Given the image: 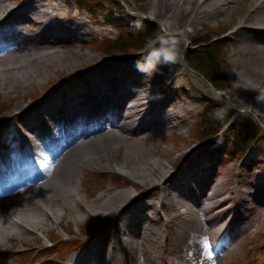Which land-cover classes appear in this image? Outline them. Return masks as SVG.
<instances>
[{
	"label": "bare ground",
	"instance_id": "obj_1",
	"mask_svg": "<svg viewBox=\"0 0 264 264\" xmlns=\"http://www.w3.org/2000/svg\"><path fill=\"white\" fill-rule=\"evenodd\" d=\"M55 9L51 1L0 0V94L23 99L33 87L48 88L8 117L19 124L11 148L0 137V256L39 242L35 258L48 250L40 232L51 237V224L95 219L111 228H93L107 243L66 264H162L164 254L188 264L237 259L243 235L264 231V176L251 179L243 162L234 165L235 180L221 176L220 138L207 145L188 138L197 113L188 88L157 95L130 62L95 67L83 33ZM147 12L162 13L184 35L236 13L228 35L234 83L226 93L264 120V0H150ZM183 73L211 103L206 86ZM171 76L159 72L167 92ZM178 135L185 139L170 146ZM87 174H108L110 184L85 191Z\"/></svg>",
	"mask_w": 264,
	"mask_h": 264
},
{
	"label": "rangeland",
	"instance_id": "obj_2",
	"mask_svg": "<svg viewBox=\"0 0 264 264\" xmlns=\"http://www.w3.org/2000/svg\"><path fill=\"white\" fill-rule=\"evenodd\" d=\"M24 1L26 0H7L12 6L19 5ZM44 1L47 4L50 1L52 4H55V10L60 15L64 16L66 20L74 23L83 33L84 39L82 40L83 42L81 41L82 50L89 51L95 55V58L92 59V64H94L95 67L105 66L109 68L111 65L116 66L119 65L118 63L124 64L130 62L132 66L137 68V61L143 62L144 56L147 55L148 44L155 41L157 38L147 42L146 46L142 50H139L137 54L135 52H133V54L117 53L110 56L99 45L100 42L107 37L118 39L125 36L129 29L134 28L133 24L136 21H139L143 27L148 25L159 26L161 31L160 35L163 34L161 30L162 26L169 32L181 33V29L177 28L176 23L172 28H169L168 25L163 22V19L160 18L162 13L155 16L147 12L150 0H79V3H77V0ZM236 16L237 14L234 13L233 18L236 19ZM235 19L232 20L228 16L223 19L212 20L205 25L199 24L195 30L191 29L190 34H183V38H186L188 43L186 47L183 43L180 45L182 58L176 63L168 66H158V70L150 75L143 73L146 75L147 79L153 81L152 85L158 86L157 95L170 94L172 97L177 96L178 93H181V85H185L188 91L197 98L195 102V111L197 113L191 118L188 138H192L198 144L202 145H207L215 139L220 138L224 151L221 156L222 161L219 169L224 172L221 176H225V179L226 177L228 179L233 177V180H235V173L232 172L234 165L243 162L240 169L248 173L251 179H255L256 177L264 176V120L262 117L253 113L248 106L242 104L240 102L241 98L235 101L230 94L226 93L227 89L234 83L233 76L230 75L231 67L229 64L231 52L230 45L232 42L228 35L233 28L232 26L234 25ZM23 32H25L24 29ZM208 38L211 39L213 43L212 46L215 48V52L218 55L216 63L218 68L217 74L220 75V80H217H219L221 88L211 82L209 78L203 75L199 70L194 69L186 58L189 50L201 47V45H193L194 42ZM79 43L80 41H78V44ZM78 44L77 48H79ZM160 71L172 73L169 83L167 84V86L171 85L169 92L162 88L161 83L157 82ZM183 72H188L190 76L195 77L199 82L204 84L210 91L212 98H214L213 100L224 106L223 108L226 115L231 112V119L229 122L225 123L220 132L216 136L211 137V139H203L200 136L199 129L204 125L203 121H206V115L207 113L209 114L210 107L214 101L210 103L202 100L201 97H199V93L191 89V85L188 79L183 75ZM54 75L58 76V74ZM162 90L164 93L161 92ZM47 92V86H37L33 87L30 92H26L25 94L22 92L21 95H25L23 99H21V96H15V94H12L10 97H5L0 94V119H5L0 124V137L5 139V147L10 146L16 139L17 130H19L17 119L14 118L9 122L8 117L20 111V109H17L19 105L40 99L42 95ZM242 119L250 121L258 130L257 139L254 138L252 141L247 140L244 144L241 143V141H237V138H233L237 131V128L236 130L234 128L236 125L233 127V122L235 121L238 123L239 120ZM213 120L215 119L212 118L209 121L213 122ZM241 137H243V135ZM184 139L185 138H181L179 135L174 136L169 144L171 146L174 142H182ZM235 142H237V144L234 146ZM235 157H237V162L234 160ZM84 179L85 184L83 187L85 191H92L100 184H110V176L108 174H87ZM97 192H100V189H97ZM104 223L103 221L92 219L86 221L81 226L73 220H64L62 226L58 223L49 224L53 227L51 237L48 238L45 234L40 232L42 244L48 247L47 251L42 252L35 258L32 256L30 259L33 253L32 246L39 244V242L29 245L19 243L16 248H13V259L9 255H1L0 264H23L26 262L25 259H29L31 261L30 264H66L71 255L85 251L88 246H104L107 243L108 238L105 237L106 234L92 235L94 231L93 228L96 226L99 227V231L104 229V231L108 233L111 228L107 230ZM84 231H88V233ZM243 237L245 239L240 247L237 259L228 264H264V231L251 238L248 236L245 237V235H243ZM85 239H89V242L82 247L78 248L72 246V244L79 243ZM35 249L36 251L41 250L40 247ZM249 261H251V263ZM162 264H188V262L179 254L173 257L164 254Z\"/></svg>",
	"mask_w": 264,
	"mask_h": 264
},
{
	"label": "trees",
	"instance_id": "obj_3",
	"mask_svg": "<svg viewBox=\"0 0 264 264\" xmlns=\"http://www.w3.org/2000/svg\"><path fill=\"white\" fill-rule=\"evenodd\" d=\"M76 1V0H75ZM79 3V0H77ZM160 27L159 26H146L141 30H137L136 28L129 29L125 36L121 38H105L100 42V46L103 48L108 55H113L117 53H129L133 54L135 52L139 53V50H142L147 42H150L154 38H157L160 35ZM211 39H203L193 43V45L199 46L200 48H194L187 52L186 58L189 60L191 66L199 70L203 75H205L211 82H213L219 88V80L220 75H218L217 68V59L218 55L215 52V48L212 46ZM195 46V47H196ZM222 77V76H221ZM219 79V80H217ZM214 104L210 107L209 114L206 115V121H203V126L200 127V136L203 139H211V137L216 136L220 130L223 128L224 124L229 122L231 119V112L229 114H225L224 106L220 103H217L215 100ZM217 114H220L219 116ZM214 118L213 122L209 120ZM234 123V124H233ZM233 127L237 128L234 139L237 138V141H241V143H245L247 140H253L258 137L257 128L250 123V121L246 119L239 120L238 123L233 122ZM243 135V137H241ZM257 139V138H256ZM237 142L234 143V146ZM237 147V146H236ZM243 148V145H242ZM27 261V259H25Z\"/></svg>",
	"mask_w": 264,
	"mask_h": 264
},
{
	"label": "clouds",
	"instance_id": "obj_4",
	"mask_svg": "<svg viewBox=\"0 0 264 264\" xmlns=\"http://www.w3.org/2000/svg\"><path fill=\"white\" fill-rule=\"evenodd\" d=\"M133 27L141 30L143 25L136 21ZM161 30L163 34L148 44L147 55L144 56L143 62L137 61L138 71L150 75L158 70V66H168L182 58L180 45L183 43L186 47L188 43L186 38H183V33L169 32L163 26ZM217 115L219 116L220 114Z\"/></svg>",
	"mask_w": 264,
	"mask_h": 264
}]
</instances>
